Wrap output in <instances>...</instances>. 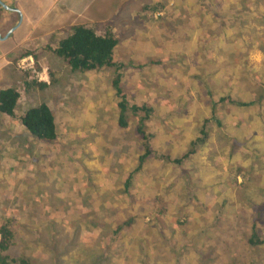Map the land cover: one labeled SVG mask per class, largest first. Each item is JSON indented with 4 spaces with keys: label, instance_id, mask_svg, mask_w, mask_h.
Segmentation results:
<instances>
[{
    "label": "rangeland",
    "instance_id": "obj_1",
    "mask_svg": "<svg viewBox=\"0 0 264 264\" xmlns=\"http://www.w3.org/2000/svg\"><path fill=\"white\" fill-rule=\"evenodd\" d=\"M259 23L264 32V14ZM250 53L185 54L194 67L179 54L158 67L144 59L156 76L145 74L140 62L124 76L128 103L154 111L145 127L157 153L183 156L204 124L210 128L200 148L205 154L199 149L181 165L151 156L129 192L125 180L143 151L136 116L129 111L128 128L119 127L113 68L73 72L55 54H46L40 75L15 66L49 85L30 90L18 84L17 116L47 103L59 134L40 142L19 131V121L1 122L10 125L6 130L18 128L0 139V224L16 221L12 255L25 250L31 264H264V245L248 244L255 227L264 234L251 217L261 210L254 205L264 204V170L256 181L250 168L264 167V103L239 107L219 100L250 103L254 89L264 91V51ZM213 110L219 124L207 121ZM242 164L250 167L243 171ZM161 198L166 214L152 206ZM131 218L130 232L127 225L115 232Z\"/></svg>",
    "mask_w": 264,
    "mask_h": 264
},
{
    "label": "crops",
    "instance_id": "obj_2",
    "mask_svg": "<svg viewBox=\"0 0 264 264\" xmlns=\"http://www.w3.org/2000/svg\"><path fill=\"white\" fill-rule=\"evenodd\" d=\"M17 9L23 13V23L30 13L37 20L31 23L21 39H16V45L10 50L2 52V44L14 32L4 40L0 39V90L15 88L19 91L18 84L24 87L25 73L16 70V62L10 58L13 51L15 54L31 51L40 69L45 66L43 60L46 54H54L49 48L55 47L71 33L72 27L77 26L90 27L100 36L109 33L115 36L118 44L114 50V61L124 67L121 71L122 83L124 76L131 75L139 67L138 62L141 68L147 67L145 74L156 76L154 68L149 71L150 65L142 63L144 59H151L158 67V64H166L169 58L177 59L179 54L190 67H194V58L185 54H251L252 50L264 51L263 25L259 23L264 14V0H25L21 9ZM112 68L115 74V68ZM173 68V74H176L178 68ZM162 80L168 81L167 78ZM150 82L157 83L154 79ZM22 101L21 94L19 102ZM212 103L215 107L217 102ZM263 103L264 100L261 101ZM12 120L21 123L19 115L15 118L0 114V139L8 138L10 131L18 132V128L6 130L8 123H1L8 121L11 124ZM22 127L19 131H27L23 124ZM248 165L241 166L242 170L246 171L245 167H250ZM250 168L253 175L257 174V181L264 167L252 164ZM255 215H251L252 222Z\"/></svg>",
    "mask_w": 264,
    "mask_h": 264
},
{
    "label": "trees",
    "instance_id": "obj_3",
    "mask_svg": "<svg viewBox=\"0 0 264 264\" xmlns=\"http://www.w3.org/2000/svg\"><path fill=\"white\" fill-rule=\"evenodd\" d=\"M2 1L10 7H18L20 9L22 2H25V0ZM36 20L37 18L32 17V13L28 14V17L25 18L23 25L18 28L6 42L2 44V46H4L2 52H6L13 48L16 45V39H21L25 35L26 31L29 30L31 23L35 22ZM18 21L19 14L17 12L6 11L0 5V32L2 36H5V34L18 23ZM21 33L23 35L20 37ZM117 44V39L110 33L105 36H100L95 32L94 29L90 27L77 26L72 27L71 33L68 36L57 43L55 47L49 49L52 50L56 56L67 63L73 72L87 73L101 71L104 68L109 67L115 68V74L111 80V84L116 95L121 100L118 104L119 127L126 130L128 128L129 111L133 113V115L138 119L134 128V134L136 136V140L140 142L141 149L143 151L138 157L136 167L130 172L125 180V191L129 192V189L133 186L134 175L144 167L145 162L151 156H155L157 159H167L169 162L181 165L185 159L189 158L191 155H194L204 145V143L207 142L210 136V128L204 124V127H202L200 130V137L192 142V149L183 156L172 158L168 154L157 153L153 148V136L146 131L145 127L147 122L153 116L154 111L146 104L137 105L128 103V95L122 85L123 75L121 71L124 69V67L114 61V50ZM13 52V54L10 55V58H12L15 62L25 56L34 55L29 50L16 54L15 51ZM24 76V87L26 89L33 90L34 88H40L41 90H44L49 86L47 83L39 82L35 77L30 78L32 76L30 73H25ZM254 90L257 97L255 96V99L250 103L226 97H222L219 100L221 103L229 101L230 104H234L239 107L248 106L254 103L261 105V101L264 100V91L262 88H256ZM20 98L21 93L15 88L1 89L0 114L3 116L7 115L10 117H16V110ZM19 118L27 131L38 141L48 143L57 139L59 133L56 118L52 109L47 103H42L36 107H32L24 114H20ZM207 121H216L219 124L218 115L215 113V110H213V117L209 118ZM164 201L165 200L162 198L158 200L154 199L152 201V206L158 211L160 210L159 212L162 214H166L168 209V205ZM261 205H254L255 208L261 209L259 213H256L254 221L259 219L264 226V204L261 203ZM118 214L119 212L114 213V215ZM15 223L16 221L14 219L8 218L2 224H0V264H31L32 258L24 254L25 250H23L22 254H19L18 256L12 255L15 246L18 245L16 239ZM135 223L136 220L131 218L124 224L119 225L115 232L122 233L124 229L123 227L126 225L128 227L127 231L130 232L132 225ZM256 224L257 223L255 222L253 228ZM104 226H106V223ZM248 242L247 243L252 245L253 248L263 246L264 234L262 235L260 230L257 232L255 227L252 229V237Z\"/></svg>",
    "mask_w": 264,
    "mask_h": 264
},
{
    "label": "built area",
    "instance_id": "obj_4",
    "mask_svg": "<svg viewBox=\"0 0 264 264\" xmlns=\"http://www.w3.org/2000/svg\"><path fill=\"white\" fill-rule=\"evenodd\" d=\"M17 68L23 71H33L35 74L40 75L37 73V68H36V62L32 56L24 57L20 59L17 64Z\"/></svg>",
    "mask_w": 264,
    "mask_h": 264
},
{
    "label": "water",
    "instance_id": "obj_5",
    "mask_svg": "<svg viewBox=\"0 0 264 264\" xmlns=\"http://www.w3.org/2000/svg\"><path fill=\"white\" fill-rule=\"evenodd\" d=\"M0 5L6 10V11H11V12H17L20 16L18 23L7 33L6 36L2 37L0 35V39L4 40L5 38L9 37L13 32H15L23 23L24 20V16L23 13L17 9V8H12L10 6H8L6 3H4L2 0H0Z\"/></svg>",
    "mask_w": 264,
    "mask_h": 264
},
{
    "label": "clouds",
    "instance_id": "obj_6",
    "mask_svg": "<svg viewBox=\"0 0 264 264\" xmlns=\"http://www.w3.org/2000/svg\"><path fill=\"white\" fill-rule=\"evenodd\" d=\"M29 56H32V55H29ZM25 57H28V56H25ZM33 57V56H32ZM24 58V57H23ZM22 59V58H21ZM20 60V59H19ZM19 60H17V62L19 61ZM17 62H16V64H17ZM36 68H37V64H36ZM38 73V72H37ZM42 73H44V72H42ZM45 74H46V77L48 78V74L45 72ZM37 75V74H36ZM39 82H43V83H46L45 81H43L42 79H38L37 78V76L35 77ZM46 78V79H47Z\"/></svg>",
    "mask_w": 264,
    "mask_h": 264
}]
</instances>
